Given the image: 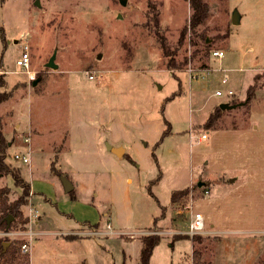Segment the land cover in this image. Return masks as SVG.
Masks as SVG:
<instances>
[{
	"label": "rangeland",
	"instance_id": "rangeland-1",
	"mask_svg": "<svg viewBox=\"0 0 264 264\" xmlns=\"http://www.w3.org/2000/svg\"><path fill=\"white\" fill-rule=\"evenodd\" d=\"M38 1H0V131L6 162L30 184L28 222L10 214L0 238L27 243L32 264H80L81 254L85 264H141L148 235L161 237L151 264H194L195 251L207 264H264V0H204L195 28L190 0ZM25 45L29 73L16 63ZM55 52L56 69L46 66ZM228 87L234 96L215 94ZM1 188L10 201L24 190L10 171ZM197 211L205 229L191 234Z\"/></svg>",
	"mask_w": 264,
	"mask_h": 264
},
{
	"label": "trees",
	"instance_id": "trees-1",
	"mask_svg": "<svg viewBox=\"0 0 264 264\" xmlns=\"http://www.w3.org/2000/svg\"><path fill=\"white\" fill-rule=\"evenodd\" d=\"M190 3L193 8V13L190 18V26L191 28H195L196 26L204 22V20L207 18L209 9L207 2L204 0H190ZM154 21L156 24H158L157 16L154 17ZM1 33H2V38L4 39L3 31ZM157 34H158L159 46L161 47L165 57H167V67L169 69L177 68L178 64L175 58V53H176L175 49L171 48L168 45L166 39L162 34H160L159 32H157ZM184 38H185V31L182 30L180 34V42L183 41ZM180 81H179V85L182 84ZM252 88L253 86L250 87V91L248 95L249 98H252V96L254 95V90ZM181 91L182 90L180 86L179 90L170 97H168L167 99L174 98L175 95L180 94ZM216 108L217 109H215V111L216 113H218L219 107ZM218 118H219L218 115L211 113L204 123L205 127L207 129L213 128ZM159 142L160 141H158L157 144ZM9 145L10 143L6 140L5 136L0 131V171L12 172L16 183L21 184L24 190L20 197H18L13 201H10L8 199V191L3 188L0 189V230H8L13 226L14 222L10 223L9 226L7 224V217L10 214H12L16 219L18 218L22 220L24 223L28 222V219L23 218L21 207L23 204L27 202L26 198L29 192L30 184L23 180L19 172H16V170H11L9 164L6 162L7 150ZM188 191H189L188 188L173 191L172 202L177 203L181 197L185 196L188 193ZM66 237L69 239H74L77 236L66 235ZM177 238H180V235H175L174 240ZM141 241H142V247L140 251L141 264H150V260L154 248L160 243L161 237L159 235H148V236H143L141 238ZM20 250H21V245L19 240L10 242V245L7 246L5 240L0 238V264H31L30 253L26 252L23 255H21ZM61 264H75V263H61ZM80 264H85V262L83 261ZM194 264H207L201 259L200 253H198L197 251L194 252Z\"/></svg>",
	"mask_w": 264,
	"mask_h": 264
},
{
	"label": "built area",
	"instance_id": "built-area-1",
	"mask_svg": "<svg viewBox=\"0 0 264 264\" xmlns=\"http://www.w3.org/2000/svg\"><path fill=\"white\" fill-rule=\"evenodd\" d=\"M212 55L213 56H217V57H223L225 55V52L222 49H215L212 51ZM16 63L25 68L26 71L29 73L30 72V52H29V47L28 45L24 46L23 52L21 54V56L17 59ZM220 69H213L211 70L213 71H219ZM209 71V73L211 74L212 72ZM190 72H192V70L190 69ZM93 77V75H90ZM197 78L196 74H191V78ZM221 83L226 84L228 82V76L226 73H224V75L221 78ZM215 94L218 96H223L225 95L226 97H232L235 94V90L231 87H228L225 90L222 89H217L215 91ZM15 158L17 159H21L24 162H29V157L25 156L24 154H15ZM33 211V208L31 209ZM35 216H37V213H34ZM110 227V225H108ZM205 229V216L202 212H195L194 214H192L191 220H190V224H189V232L191 234H196V233H200ZM22 251L23 252H29V246L27 243H23L22 244ZM187 264H191L190 262H188Z\"/></svg>",
	"mask_w": 264,
	"mask_h": 264
},
{
	"label": "water",
	"instance_id": "water-1",
	"mask_svg": "<svg viewBox=\"0 0 264 264\" xmlns=\"http://www.w3.org/2000/svg\"><path fill=\"white\" fill-rule=\"evenodd\" d=\"M121 1V3H125L126 2V0H120ZM37 4H39V1L37 0V2H36ZM232 22L234 23V24H237V23H239V13L235 10L234 12H233V14H232ZM55 59H56V52L55 53H53V55L50 57V59L48 60V62L46 63V66H48V67H51V68H54V69H56V68H58V64L56 63V61H55ZM239 104V103H238ZM241 104V103H240ZM237 104H228V103H221L220 104V106L222 107V108H229V107H235ZM108 148H110L111 149V151H113L114 153H116L117 155H121V154H123L124 153V149L122 148V147H112L111 145H108ZM64 186H65V190L66 191H70L71 189H72V186H71V183L68 181V180H65L64 179ZM12 215H9L8 217H7V224H8V226L10 225V223H11V219H12ZM7 243V242H6Z\"/></svg>",
	"mask_w": 264,
	"mask_h": 264
},
{
	"label": "crops",
	"instance_id": "crops-1",
	"mask_svg": "<svg viewBox=\"0 0 264 264\" xmlns=\"http://www.w3.org/2000/svg\"><path fill=\"white\" fill-rule=\"evenodd\" d=\"M215 69H220V68H215ZM255 77H256V76H254V78H255ZM251 121H252V128H253L255 131L258 130L260 127H259V124L257 123V121H256L255 119H253V118H252ZM65 142H66V140H65ZM111 146H112V147H115V146H113V145H111ZM40 147H41V146H40ZM41 149H42V147H41ZM109 151H111L110 148H109ZM63 152H64V151H60V152H57V153H56V155H57V157H58V159H57V160H58V161H57L58 164H59V163L61 162V160H62ZM111 152L114 153L113 151H111ZM114 154H115V153H114ZM59 166H60V164H59ZM59 169H60V167H59ZM62 172H64L63 169H62ZM71 181H72V183H71L72 189H71L70 191H66V192H67V193H70L72 190H74V191H75V192H74V195H75V197H77V194H76V193L79 192L78 189H77V183H76L75 181H73V180H71ZM35 219H36V218H35ZM39 219H40V217H39ZM35 221H36V223H37L38 220H35ZM30 222H31V220H30ZM97 223L99 224V226H103V223H101L100 221L97 222ZM80 226H81V228H79V229H77V230L74 229V230H72V231H70V232H73V233H74V232H77V231H78V232L83 231V230H81V229H83V228H84L83 226H85V225H84V224L82 225V224L80 223ZM69 234H70V233H68V234H66V235H69ZM75 236H76V235H75ZM83 236H84V235H81V236L78 235L77 238H79V237H83ZM84 237H85V236H84ZM30 250H31V247H30ZM30 250H29V251H30ZM80 256H81V257H80L81 259L83 258L81 262H83V261L85 262L84 255L81 254ZM125 257L127 258L126 255H125ZM30 263H31V254H30ZM31 264H32V263H31ZM58 264H61V263H58ZM150 264H151V260H150Z\"/></svg>",
	"mask_w": 264,
	"mask_h": 264
}]
</instances>
